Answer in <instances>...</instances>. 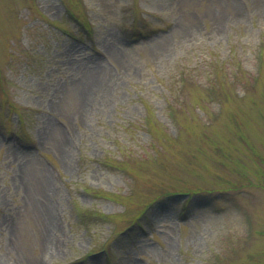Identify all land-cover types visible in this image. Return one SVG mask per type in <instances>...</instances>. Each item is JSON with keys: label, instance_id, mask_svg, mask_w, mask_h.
<instances>
[{"label": "rangeland", "instance_id": "374dc122", "mask_svg": "<svg viewBox=\"0 0 264 264\" xmlns=\"http://www.w3.org/2000/svg\"><path fill=\"white\" fill-rule=\"evenodd\" d=\"M87 257L264 264V0H0V264Z\"/></svg>", "mask_w": 264, "mask_h": 264}, {"label": "trees", "instance_id": "16d2710c", "mask_svg": "<svg viewBox=\"0 0 264 264\" xmlns=\"http://www.w3.org/2000/svg\"><path fill=\"white\" fill-rule=\"evenodd\" d=\"M78 19V22L82 24L83 27H85L86 29H89L90 28V31L89 33L92 32V26L86 22L85 20L82 21L81 19L77 18ZM129 31H130V37L132 38H144V37H147V36H150L152 34V32H149L148 30L142 28L140 25H139V21L135 20L133 21V24L129 27ZM120 169H124V168H121L119 167ZM125 170V169H124ZM123 170V171H124ZM102 217L104 218V215H102ZM103 251H105L106 253H108L107 249H100L96 252L100 254L103 253ZM94 259H96V257H93Z\"/></svg>", "mask_w": 264, "mask_h": 264}, {"label": "bare ground", "instance_id": "6f19581e", "mask_svg": "<svg viewBox=\"0 0 264 264\" xmlns=\"http://www.w3.org/2000/svg\"><path fill=\"white\" fill-rule=\"evenodd\" d=\"M48 188H49V186H48ZM44 189H47V186H45Z\"/></svg>", "mask_w": 264, "mask_h": 264}]
</instances>
